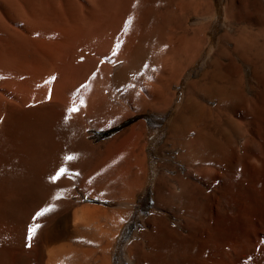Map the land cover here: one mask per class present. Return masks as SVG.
Listing matches in <instances>:
<instances>
[{"label": "bare ground", "instance_id": "obj_1", "mask_svg": "<svg viewBox=\"0 0 264 264\" xmlns=\"http://www.w3.org/2000/svg\"><path fill=\"white\" fill-rule=\"evenodd\" d=\"M208 1L0 0V214L18 211L31 218L29 204L40 190L41 211L52 210L34 218L49 222L65 212L66 189L80 180L91 196L122 202L112 210L78 206L73 222L104 217L119 227L130 212V198L141 188V173L125 178L111 170L107 178L101 171L98 184L88 183L81 172L93 166L99 146L91 145L85 133L122 122L129 115L123 106L140 104L144 91L159 98L142 81L146 47L192 61L204 28L192 29L185 21L204 15ZM259 32L264 37V28ZM252 34L243 46L237 41L234 50L243 60L254 59L248 80L233 61L234 51L221 45L171 124L170 142L188 170L159 175L156 202L171 207L180 227L152 216L149 230L128 247L150 264H264V41ZM173 80L165 79V87L178 82ZM198 92L204 94L202 102L195 97ZM72 107L78 111L70 112ZM131 129V141H139L141 122ZM61 168L67 173L50 179ZM54 227L39 241L42 246L64 236ZM84 237L83 243L93 240ZM6 238L0 235V250L11 252Z\"/></svg>", "mask_w": 264, "mask_h": 264}, {"label": "rangeland", "instance_id": "obj_2", "mask_svg": "<svg viewBox=\"0 0 264 264\" xmlns=\"http://www.w3.org/2000/svg\"><path fill=\"white\" fill-rule=\"evenodd\" d=\"M208 2L209 6L207 7L209 8L205 9L207 10L206 13L208 12L207 14H192L189 21H185L186 25H189L192 29L204 28L202 38L200 39L201 41H199L198 48L195 49L197 53L195 54L194 50L192 53L194 58L192 56L190 57L192 61L182 62L179 56L176 57L175 52H164L165 49L163 50L161 47L155 48L151 45L146 47L143 55L144 78L142 81L144 86L150 85L154 87L156 95H160H158L159 98L156 99V97H152L144 91L146 95L144 97L143 94L139 98L140 104L138 102L134 104L126 102L127 105L125 104L126 106H123V110L125 109L126 113L129 112V115L122 122L107 129L93 127L85 133L88 142L90 144L92 143L94 147L96 146L98 148L99 146V150L93 156V166L81 172L83 176L87 174L90 177H94L102 171L108 178L110 177L109 173H112L111 170L116 171L115 174L119 172L120 175H126L125 178L127 176L128 178L129 176L134 177L136 173H141L139 180L141 182L139 185L141 188L138 187L139 189L137 188V192L135 191L136 193L132 196V199L130 198V212L127 218L119 227H112L110 223L103 219L104 217L90 219V222L88 221L89 219L84 220L81 223L82 226L81 224L79 226L76 222H73V212L78 206L91 204L98 208L112 210L122 202L118 199H105L103 197L91 196L90 194L92 193L79 180L72 182L71 186L66 189L68 190L67 198L69 206L65 212L53 216L49 222L47 221L48 219L37 222L34 217L41 211L42 207L37 203L40 190H36L34 199L29 204L31 218H22L21 213L18 211L16 215L7 214L3 216L2 213L0 214V235L7 237L8 245L11 244L10 246L13 248L11 252L0 250V264H97L93 262L92 259L94 258H96V261L100 262L102 260L104 263H106L105 260L107 259V264H150L149 260H144L145 258L140 252L137 250L131 251L128 247L132 241L141 240L140 237L142 234L149 230V226L151 227L153 224V221H149L152 216H161V220L169 222L171 226H179L178 218L172 212L171 207L157 206L156 202V186L159 175L175 176L178 173V169H181L183 174H186L188 170L186 165L177 159L176 155L178 151L170 142L171 124L180 112L179 110L184 106L191 84L200 82L203 73L211 69V62L214 59L217 49L223 45L225 49L233 53L237 41L239 47L243 46L244 41L250 40L247 37L250 32L256 38V36L259 37V31L264 28V10H262L264 9V0H256L257 4H254L255 0H209ZM231 2L234 3L232 8L230 7L232 4L229 6ZM241 2L242 6L240 4ZM258 2H261L260 5ZM228 7L232 10H229ZM238 12L240 15L237 14ZM242 18L245 20H241ZM243 29L245 32L242 31ZM205 36L206 40L204 39ZM259 39V41H264L263 36H260ZM176 41L178 40L176 39ZM235 51L234 54L236 56L233 54V57L236 59L234 58L233 61L239 65L240 71H243L242 73L246 75L248 80L253 71L250 62L254 59L247 58V61L243 60L246 58L239 56V52L237 54ZM167 78H173V81L178 79V82L173 83L171 87H165L163 82ZM160 90H164V92L162 91L161 93ZM203 95L202 92H198V94H195V97L202 102L204 100ZM150 97L153 100L150 99V101ZM154 98L157 101L155 105H153ZM164 98L166 101L163 102ZM134 105L142 112L136 111ZM133 113L134 115H132ZM140 122L144 128L143 135L139 141L134 140V143L131 141L133 136L130 135L134 133L131 128L138 123L140 124ZM118 126L122 127L108 136L97 133V131H108ZM121 133L124 134L122 135ZM100 149H102L101 152ZM128 149L130 150L128 151ZM6 175L7 177L14 178L17 174L6 173ZM172 182L173 180L170 181V183ZM37 223L38 225L41 224L38 229L39 233L37 231L35 236H33L31 246L29 247L27 239L29 228L31 225ZM156 224L159 223L157 222ZM51 227L57 230L59 229L64 236L45 242L44 246H42V242L39 243V241L43 240L46 232ZM84 236H92V242L88 241L89 244L86 242L83 243L85 240ZM142 241L147 242L144 239ZM78 247L81 248L78 249ZM82 247L85 249L84 252ZM69 248H71L72 255L68 253ZM145 250H149L148 245H146ZM104 254L106 255L105 260L104 258H100L101 255L104 257ZM104 263L101 262L100 264Z\"/></svg>", "mask_w": 264, "mask_h": 264}, {"label": "snow or ice", "instance_id": "obj_3", "mask_svg": "<svg viewBox=\"0 0 264 264\" xmlns=\"http://www.w3.org/2000/svg\"><path fill=\"white\" fill-rule=\"evenodd\" d=\"M69 111L70 112H75V111H78V109L76 107H72ZM66 159L71 161V160L74 159V157L73 156H67ZM66 173H67V169L66 168H61L59 173L56 176L51 177L50 179L55 181L56 179L59 178V176L65 175ZM51 210H52L51 208H46V209L42 210L41 212L37 213V218L40 217V216L45 215L48 211H51ZM39 227H40V225H38V224H33V225L30 226L29 235L27 237L28 242H29L28 243L29 247L31 246V240H32L33 236H35V234H36L37 230L39 229Z\"/></svg>", "mask_w": 264, "mask_h": 264}, {"label": "crops", "instance_id": "obj_4", "mask_svg": "<svg viewBox=\"0 0 264 264\" xmlns=\"http://www.w3.org/2000/svg\"><path fill=\"white\" fill-rule=\"evenodd\" d=\"M129 150H130V149H128V151H129ZM88 177H89V178H88ZM84 178L86 179V181H87L88 183H92V182H93V184H94V183L96 182V183L98 184V181H99V179L96 178V175H95L94 177H93V176L90 177L89 175L85 174ZM87 178H88V179H87ZM102 178H103V177H102ZM96 179H97V180H96ZM89 180H90L91 182H90ZM93 180H94V181H93ZM120 182H121V183H120ZM122 182H123V181H119V184H122ZM96 183H95V184H96ZM117 183H118V182H117ZM119 184H118V185H119ZM123 184H124V182H123Z\"/></svg>", "mask_w": 264, "mask_h": 264}, {"label": "trees", "instance_id": "obj_5", "mask_svg": "<svg viewBox=\"0 0 264 264\" xmlns=\"http://www.w3.org/2000/svg\"><path fill=\"white\" fill-rule=\"evenodd\" d=\"M122 126H118V127H116V128H113V129H110V130H108V131H97V133H99V134H103L104 136H108V135H110V134H112V133H114L115 131H117V130H119V128H121Z\"/></svg>", "mask_w": 264, "mask_h": 264}]
</instances>
